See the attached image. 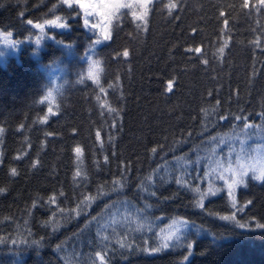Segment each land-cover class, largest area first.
I'll return each instance as SVG.
<instances>
[{
  "label": "trees",
  "instance_id": "1",
  "mask_svg": "<svg viewBox=\"0 0 264 264\" xmlns=\"http://www.w3.org/2000/svg\"><path fill=\"white\" fill-rule=\"evenodd\" d=\"M120 2L93 31L74 0H0V264H264V181L235 208L224 182L264 163V0H151L144 21ZM51 20L67 27L32 26ZM174 219L201 229L187 262L145 251Z\"/></svg>",
  "mask_w": 264,
  "mask_h": 264
},
{
  "label": "snow or ice",
  "instance_id": "2",
  "mask_svg": "<svg viewBox=\"0 0 264 264\" xmlns=\"http://www.w3.org/2000/svg\"><path fill=\"white\" fill-rule=\"evenodd\" d=\"M64 2L71 7L73 0H64ZM77 2H79V0H77ZM151 3V0H134V4L136 7L141 9V12L139 13V15H137V13L133 12V16L136 17L137 19L144 21L145 18L148 16V12H149V4ZM79 6L81 8L84 9H88L89 7H94V8H102V7H111L114 9V12H118L121 8H132L134 5L132 3H116L114 5H107V4H100V5H89L83 2L79 3ZM247 6V4L245 5ZM177 5L175 3V0H172V2L168 5L169 8V12L171 13V10L176 8ZM99 15L103 16L105 18L106 21L110 22V17L105 16L104 12H99ZM59 19V18H57ZM29 23H31V21H29ZM59 27H67L66 24H60L58 25ZM37 27H41L40 25H37ZM95 27V25L93 26ZM110 37L105 34L104 39L108 40ZM99 42V41H97ZM36 44H40V40L37 39ZM195 51L197 53H199L201 51L200 48L195 49ZM220 54L222 55L224 52L223 48L219 49ZM128 55V52L125 51L124 52V56L126 57ZM99 61H92L91 62V67L95 70V71H91L89 72V75L92 76L93 78L96 79L97 83H99L98 77L95 75L96 72L99 71ZM169 90H171L172 84L171 82H169ZM49 97L52 96V92L49 91L48 93ZM255 125H249L247 123L244 124V129L248 130V129H252L255 128ZM248 138L251 139L252 136L255 135L254 132L252 133H247ZM97 137L99 138V133H97ZM76 153H77V157L79 158L80 154H81V149L77 148L75 149ZM155 151V150H154ZM243 159V157H237L236 160V165L235 167H232L231 165H229V167L227 169H225V171L228 173V179H225V185L228 189V194L230 197H232V201H233V208L236 207V202H235V197H234V190L237 186L239 185H245V181L246 178L249 175V172H251L252 175V179L257 180V181H264V163L260 164L259 166H253L251 164H245L242 163L241 160ZM223 168V165L217 161L216 162V167L212 169V173L214 174L217 169H221ZM13 174H15V170H13ZM220 179H224L223 176L219 177ZM164 177H161V180H163ZM182 177L178 178L176 180L177 184H182ZM183 186V185H182ZM120 187H123V185H120ZM194 193L197 194L198 199L196 200V207L198 208H203L204 207V200L209 197V196H214L216 195L220 189L219 188H214L213 185L210 183L209 187L204 190L201 191V189L199 187L193 188L191 189ZM3 189H0V192H2ZM149 195H155V193H149ZM250 203V202H249ZM151 207V205H145V210L147 208ZM220 220L223 221H231L233 222L238 228L240 229H245L248 227L247 224L245 223H241L239 220H237L236 218V214L233 213L231 215H223V216H219ZM257 228H261L264 229V224H259L257 223L256 225ZM136 230L137 231H144V230H148L151 231L152 230V226H151V220L147 215H140L139 216V222H137L136 224ZM195 230V231H193ZM201 229L199 226L195 225V223H189L188 221L185 220H176L174 219L171 223V225H169V227L167 228V230L161 229V234L158 238V246L157 247H152L151 249H145V251H147L150 255L156 254V253H160L163 252L164 250L167 249H181V248H187V255H185L183 257V260L185 262L189 261V258L191 257V255L193 254V242L189 241V237L192 235H198L200 233ZM223 239V238H221ZM217 246H219V241H217ZM99 255V254H97ZM101 261H103V257H101Z\"/></svg>",
  "mask_w": 264,
  "mask_h": 264
},
{
  "label": "rangeland",
  "instance_id": "3",
  "mask_svg": "<svg viewBox=\"0 0 264 264\" xmlns=\"http://www.w3.org/2000/svg\"><path fill=\"white\" fill-rule=\"evenodd\" d=\"M77 2V0H74ZM108 0H79L77 4L79 5L80 2L89 4V5H100V4H106ZM81 8V7H80ZM105 7L102 8H94L89 7L88 9L81 8L84 19H85V25L88 30H99L103 26L104 17L99 15V12H104ZM62 24L58 20H51L45 23H38L33 24L34 30L38 32V34L43 33L46 29H62L63 27H59L58 25ZM37 25H40L41 27H37ZM95 25V27H93ZM40 37V35H38ZM37 37V39H39ZM0 42L3 44H13L15 43L14 35L11 32H4L0 29Z\"/></svg>",
  "mask_w": 264,
  "mask_h": 264
}]
</instances>
